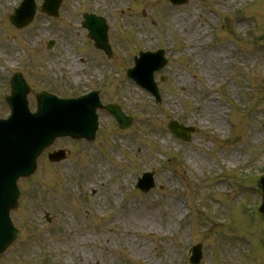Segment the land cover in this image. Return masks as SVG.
I'll return each mask as SVG.
<instances>
[{
	"label": "rangeland",
	"instance_id": "374dc122",
	"mask_svg": "<svg viewBox=\"0 0 264 264\" xmlns=\"http://www.w3.org/2000/svg\"><path fill=\"white\" fill-rule=\"evenodd\" d=\"M20 1L0 0V118L18 70L60 97L98 89L133 122L121 130L98 110L94 141L60 139L43 152L18 182L20 235L0 264H189L196 244L199 264H264V0H62L56 18L35 0L33 21L16 29ZM83 13L106 20L110 58L87 37ZM159 48L168 63L154 74L157 103L126 72L134 55ZM170 120L194 127L190 142L170 134ZM59 149L65 158L49 162ZM146 171L154 186L142 193Z\"/></svg>",
	"mask_w": 264,
	"mask_h": 264
},
{
	"label": "water",
	"instance_id": "95a60500",
	"mask_svg": "<svg viewBox=\"0 0 264 264\" xmlns=\"http://www.w3.org/2000/svg\"><path fill=\"white\" fill-rule=\"evenodd\" d=\"M173 4H181L185 0H171ZM61 0H44L41 9L50 15H57V9ZM35 7L32 0H23L15 15L11 17L12 23L21 28L27 25L34 16ZM83 24L89 31V36L95 41L96 47L103 49L107 55L110 50L106 42V26L102 19L96 20L93 17H86ZM48 44V48L52 46ZM143 57V58H142ZM164 61L159 60L157 55H142L137 66L132 70L133 79L142 84L145 88L154 91L152 83V72L155 68L162 67ZM32 93L37 101V113L31 115L27 110L26 97ZM11 106L12 116L8 121H0V253L4 251L18 236V232L12 228L8 213L18 206L17 198L19 192L16 188V181L20 177L30 176L36 168V158L43 149L53 143L55 138L70 136L73 139L86 138L88 141L94 139L96 130V108L105 109L116 118L120 127L125 128L130 124V119L112 105L103 107L95 99L94 103L78 102L73 106H65L46 93H34L29 86L17 75L11 82V97L7 98ZM64 105V106H63ZM81 120H84L83 124ZM168 128L172 133L182 140L188 141L189 134L193 128H185L171 121ZM91 131V132H90ZM50 161L64 159L62 151L48 155ZM259 185L264 194V178ZM142 191L147 192L152 188L153 183L139 184ZM264 215V204L260 209ZM200 247L195 249L194 263L200 260Z\"/></svg>",
	"mask_w": 264,
	"mask_h": 264
},
{
	"label": "bare ground",
	"instance_id": "6f19581e",
	"mask_svg": "<svg viewBox=\"0 0 264 264\" xmlns=\"http://www.w3.org/2000/svg\"><path fill=\"white\" fill-rule=\"evenodd\" d=\"M178 17V16H177ZM182 17H179V19H181ZM182 20V19H181ZM198 31H199V28H198ZM72 71H76L79 69V66L77 64H72ZM216 126H218L219 130L222 128L223 126V122L221 121L220 117L217 118L216 120ZM146 223V222H145Z\"/></svg>",
	"mask_w": 264,
	"mask_h": 264
}]
</instances>
